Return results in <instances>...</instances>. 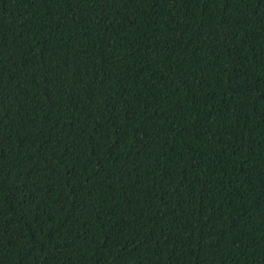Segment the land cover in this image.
Segmentation results:
<instances>
[{
	"label": "trees",
	"instance_id": "16d2710c",
	"mask_svg": "<svg viewBox=\"0 0 264 264\" xmlns=\"http://www.w3.org/2000/svg\"><path fill=\"white\" fill-rule=\"evenodd\" d=\"M0 264H264V0H0Z\"/></svg>",
	"mask_w": 264,
	"mask_h": 264
}]
</instances>
